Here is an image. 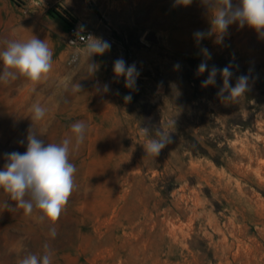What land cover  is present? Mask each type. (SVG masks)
Instances as JSON below:
<instances>
[{
	"label": "rangeland",
	"instance_id": "374dc122",
	"mask_svg": "<svg viewBox=\"0 0 264 264\" xmlns=\"http://www.w3.org/2000/svg\"><path fill=\"white\" fill-rule=\"evenodd\" d=\"M61 4L0 0V51L5 40L33 36L53 50L49 79L35 91L23 78L0 83V170L5 153L26 151L30 128L43 132L45 143H60L72 136L73 123L87 125L70 154L76 189L55 239L38 212L25 215L0 189V264L43 255L45 243L52 264H264V37L234 23L222 45L215 35L197 44L193 33L209 30L211 19L201 0ZM52 10L94 28L110 50L88 61L85 46L68 45V25ZM201 47L212 54L209 68L234 65L233 86L249 75L248 92L221 100L219 74L216 86L201 87L208 76L196 74ZM121 57L140 71L138 91L114 76ZM88 62L98 65L94 75ZM97 81L110 91H97ZM78 82L82 91L73 92ZM36 103L47 109L42 121L31 119ZM157 131L170 132L174 142L156 157L143 145Z\"/></svg>",
	"mask_w": 264,
	"mask_h": 264
},
{
	"label": "clouds",
	"instance_id": "9594fccd",
	"mask_svg": "<svg viewBox=\"0 0 264 264\" xmlns=\"http://www.w3.org/2000/svg\"><path fill=\"white\" fill-rule=\"evenodd\" d=\"M176 3L188 6L192 0H176ZM201 3L211 13L210 28L207 31L193 33L197 44L207 37L215 35V43L223 44L228 35L229 27L238 23L243 28L245 25L254 29L261 37H264V0H201ZM82 32V28L80 30ZM80 32L77 33L79 35ZM5 49L0 51V62L3 64L0 70V83L8 84L10 81L25 79L35 91V86L49 79L53 68V50L45 40L33 36L27 41L5 40ZM111 48L109 41L102 38L87 35L84 54L89 59L93 56H102ZM79 52V50H77ZM203 59L197 67V75L208 72L207 79L201 81V87L216 86V77L222 78V86L217 92V97L223 101L232 100L249 90L250 76L241 74L236 77L233 86L230 81L233 76L234 65L230 62L223 68L215 64L209 68L208 61L212 59L210 50L200 48ZM179 63L174 69H179ZM235 67L238 68V65ZM98 70L96 63L88 62V71L94 75ZM113 73L118 79L124 77V86L130 90L138 91L137 79L140 71L135 62L128 64L122 57L113 62ZM82 85L78 82L72 85L73 92H81ZM97 91H110L108 84L100 85L99 81L94 85ZM227 93V95H225ZM126 103L132 100L131 95L123 97ZM32 121L45 119L47 109L39 103L32 105ZM71 137L64 138L60 143H45L39 135L30 128L26 137L27 148L21 153L13 151L4 154L6 163L0 170V189L9 195L16 207L23 209L24 214L31 216L38 212V221L47 222L49 235L55 239L58 235L57 222L66 210L69 199L76 189L74 176L76 166L70 162L72 151L78 150L83 144L87 132V125L83 121H77L70 126ZM149 129H141V135L147 137ZM157 138L147 140L143 145L146 154L159 156L161 151L173 143L170 132L157 131ZM24 140L19 141L21 145ZM14 210V209H12ZM43 255L30 253L26 255L20 264H52L53 250L49 244H44Z\"/></svg>",
	"mask_w": 264,
	"mask_h": 264
},
{
	"label": "built area",
	"instance_id": "2783aa9c",
	"mask_svg": "<svg viewBox=\"0 0 264 264\" xmlns=\"http://www.w3.org/2000/svg\"><path fill=\"white\" fill-rule=\"evenodd\" d=\"M82 28V32L80 31ZM80 32L79 35L77 33ZM87 35H92L96 37V32L94 28L83 23H74L67 29V43L71 47L85 46ZM76 56L73 55L71 62H75Z\"/></svg>",
	"mask_w": 264,
	"mask_h": 264
},
{
	"label": "trees",
	"instance_id": "16d2710c",
	"mask_svg": "<svg viewBox=\"0 0 264 264\" xmlns=\"http://www.w3.org/2000/svg\"><path fill=\"white\" fill-rule=\"evenodd\" d=\"M53 17L59 18L62 22L66 23L69 26L77 23V20L71 15L69 11L62 10V12H57L56 10L51 11Z\"/></svg>",
	"mask_w": 264,
	"mask_h": 264
},
{
	"label": "crops",
	"instance_id": "0c3cea01",
	"mask_svg": "<svg viewBox=\"0 0 264 264\" xmlns=\"http://www.w3.org/2000/svg\"><path fill=\"white\" fill-rule=\"evenodd\" d=\"M60 1H62L61 5H64V6L66 5L68 7L78 2V0H60ZM112 2L114 3V0H112Z\"/></svg>",
	"mask_w": 264,
	"mask_h": 264
}]
</instances>
